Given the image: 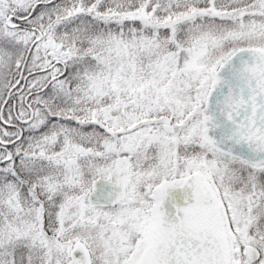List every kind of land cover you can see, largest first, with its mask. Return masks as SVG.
Instances as JSON below:
<instances>
[{"label": "snow or ice", "instance_id": "snow-or-ice-1", "mask_svg": "<svg viewBox=\"0 0 264 264\" xmlns=\"http://www.w3.org/2000/svg\"><path fill=\"white\" fill-rule=\"evenodd\" d=\"M0 264H264V0H0Z\"/></svg>", "mask_w": 264, "mask_h": 264}]
</instances>
